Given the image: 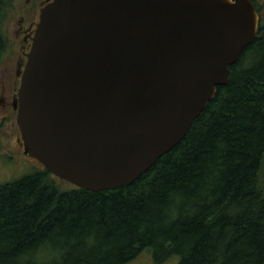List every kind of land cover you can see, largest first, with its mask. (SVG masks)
Masks as SVG:
<instances>
[{
	"label": "water",
	"instance_id": "95a60500",
	"mask_svg": "<svg viewBox=\"0 0 264 264\" xmlns=\"http://www.w3.org/2000/svg\"><path fill=\"white\" fill-rule=\"evenodd\" d=\"M259 21L250 0H50L19 91L24 152L79 188L132 184L228 84Z\"/></svg>",
	"mask_w": 264,
	"mask_h": 264
},
{
	"label": "trees",
	"instance_id": "16d2710c",
	"mask_svg": "<svg viewBox=\"0 0 264 264\" xmlns=\"http://www.w3.org/2000/svg\"><path fill=\"white\" fill-rule=\"evenodd\" d=\"M15 0H0V18ZM8 40L0 24V59ZM190 130L132 184L0 183V264H264V23Z\"/></svg>",
	"mask_w": 264,
	"mask_h": 264
},
{
	"label": "flooded vegetation",
	"instance_id": "af4514ba",
	"mask_svg": "<svg viewBox=\"0 0 264 264\" xmlns=\"http://www.w3.org/2000/svg\"><path fill=\"white\" fill-rule=\"evenodd\" d=\"M50 0H21L16 6L12 18V32L8 37V46L2 57V76H0V115L3 124H7V142L16 145L20 152H24L21 131L17 123L20 105L19 91L22 78L28 62V54L34 43L37 24L40 21L41 9ZM259 13L261 23L264 0H250ZM9 48V49H8ZM28 156V155H27ZM33 158V157H32ZM34 159V158H33Z\"/></svg>",
	"mask_w": 264,
	"mask_h": 264
},
{
	"label": "rangeland",
	"instance_id": "374dc122",
	"mask_svg": "<svg viewBox=\"0 0 264 264\" xmlns=\"http://www.w3.org/2000/svg\"><path fill=\"white\" fill-rule=\"evenodd\" d=\"M21 0H15L11 8L4 13V15L0 18V24L2 30L6 37H11L14 35L12 32V18L14 16V12L16 6L20 5ZM261 22L264 23V7L261 8ZM9 49V48H8ZM2 58L0 59V70L2 69ZM0 76H2V72H0ZM7 124H3V120L0 115V183L10 181L13 179H17L26 174H29L37 169L42 168V164L37 160L33 159L31 156L25 155L23 152L18 150V147L14 144L11 145L7 142ZM63 187L71 188L74 185L68 181L61 180ZM178 261V256H173L169 258L167 261L161 264H176ZM126 264H157L152 259V254L150 251L145 250L141 253L140 256L135 259L129 261Z\"/></svg>",
	"mask_w": 264,
	"mask_h": 264
}]
</instances>
